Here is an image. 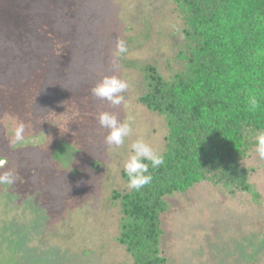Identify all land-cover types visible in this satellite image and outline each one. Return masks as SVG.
Instances as JSON below:
<instances>
[{
    "label": "rangeland",
    "instance_id": "rangeland-1",
    "mask_svg": "<svg viewBox=\"0 0 264 264\" xmlns=\"http://www.w3.org/2000/svg\"><path fill=\"white\" fill-rule=\"evenodd\" d=\"M180 17L175 0H0V172L18 176L0 184V264H132L112 197L129 190L133 142L166 150L168 122L140 98L146 66L178 70ZM117 37L128 51L114 65ZM113 74L129 83L116 107L91 94ZM100 111L130 123L121 146L105 144ZM242 164L257 197L204 180L166 198L167 264H264V160L254 146Z\"/></svg>",
    "mask_w": 264,
    "mask_h": 264
},
{
    "label": "trees",
    "instance_id": "trees-1",
    "mask_svg": "<svg viewBox=\"0 0 264 264\" xmlns=\"http://www.w3.org/2000/svg\"><path fill=\"white\" fill-rule=\"evenodd\" d=\"M175 3L183 23L178 70L164 77L146 66L140 98L168 122L165 163L149 165L150 184L112 197L121 212L117 241L132 264H167L161 250L166 198L192 183L206 180L229 195L257 197L242 162L264 130V0Z\"/></svg>",
    "mask_w": 264,
    "mask_h": 264
},
{
    "label": "clouds",
    "instance_id": "clouds-1",
    "mask_svg": "<svg viewBox=\"0 0 264 264\" xmlns=\"http://www.w3.org/2000/svg\"><path fill=\"white\" fill-rule=\"evenodd\" d=\"M128 51L126 42L117 37L115 41V50L112 53L113 64L121 59ZM129 87L126 79L118 75H104L92 88L91 94L99 101H106L109 105L116 107L124 102V93ZM250 107L255 109L258 107V101L255 97L250 98ZM101 129H107L108 134L105 136V144L109 147H119L124 143L126 137L132 133V128L127 120L121 121L114 112L100 111L96 117ZM25 125L19 123L13 134L12 145L22 143L24 141ZM255 144V152L259 158L264 160V130L257 133ZM132 155L124 163V171L128 177L129 189L139 191L144 186L152 182V175L149 173V165L156 169L165 163L163 155L158 154L143 139H138L131 145ZM8 163L7 158H0V169ZM18 176L11 170L0 172V184L14 185Z\"/></svg>",
    "mask_w": 264,
    "mask_h": 264
}]
</instances>
